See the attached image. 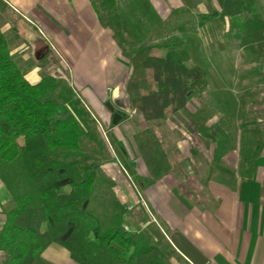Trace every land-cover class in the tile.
<instances>
[{
    "label": "trees",
    "instance_id": "1",
    "mask_svg": "<svg viewBox=\"0 0 264 264\" xmlns=\"http://www.w3.org/2000/svg\"><path fill=\"white\" fill-rule=\"evenodd\" d=\"M217 3L218 10L202 16L201 23L233 19L237 30L231 37L245 51L264 57L263 7L255 0ZM130 63L126 93L146 122L172 117L191 95L208 87L206 72L183 50L149 47ZM92 125L96 120L66 80L45 76L37 85L27 81L0 28V179L15 203L0 232V264H46L42 254L52 244L65 248L78 264L179 262L169 240L175 232L167 227L164 233L154 223L134 234L118 225L103 229L89 211L95 172L87 166L82 175L76 162L51 157L81 151Z\"/></svg>",
    "mask_w": 264,
    "mask_h": 264
},
{
    "label": "crops",
    "instance_id": "2",
    "mask_svg": "<svg viewBox=\"0 0 264 264\" xmlns=\"http://www.w3.org/2000/svg\"><path fill=\"white\" fill-rule=\"evenodd\" d=\"M255 1L264 9V0ZM128 3H133L134 6L140 3L147 12H151L159 24L168 19L190 17L193 25L190 30L175 29L169 32L178 41L177 46L161 44L149 46L169 47L188 52L192 49V41L189 40L190 43H187L189 45L183 43V47L180 48V35L200 34L205 22L201 23V18L208 14L205 8H208L210 2L0 0V28L4 35L13 32V41L9 46L11 55L19 61V65L22 63L25 66L32 59L33 63L29 65L37 67L26 73L28 82L37 85L42 81L39 68L47 64L39 62L52 55L61 67L71 69L74 83H77L79 88L89 91V88H94L88 98L98 106L97 110H101L98 111L101 115V104L106 99L117 100L121 96L119 92L121 94L124 92L127 96L126 81L131 72L130 56L120 45L115 31L104 24L101 8L107 5L112 12L117 13L118 8L123 9L124 4L127 5L125 8L128 11ZM112 4L115 6L113 9ZM134 34L137 35L138 31L136 30ZM195 39H198V45L201 44L205 51L204 41L197 37ZM39 42L42 46H37ZM191 61L200 67L193 59ZM193 96L195 95H191L188 101ZM187 104L180 112L161 122H146L139 116L142 121L141 131H148L150 128L156 130L155 125L162 123L163 130L167 131L169 127L173 131L172 134L174 132L179 134V139L173 141L176 154L165 156L168 168L164 167L163 171H160L157 166L151 173L147 167L143 170L146 175H141L142 179L147 180L143 186L148 190V201L144 200L143 204L148 210L149 219L140 209L137 210L139 201L133 192L125 191L123 194V206L133 204L137 210L130 211L132 212L130 215L125 214L129 217V222H126L128 228L130 232L135 233L150 225L153 219L164 233L167 227L183 235L207 259L208 264H264V156L253 153L255 155L251 159V167L238 170L240 168L238 154L230 160L227 153L215 152L214 144L211 145L206 140V137L211 142L214 139L209 122L203 121L197 129L191 126L192 121L175 125L173 120L179 122L180 116L189 111ZM87 108L93 118L97 119L93 111ZM132 112L136 113L135 110ZM194 114L195 110L192 112V115ZM206 130L208 135H201ZM180 134L183 136L180 137ZM168 143L171 145L169 140ZM260 144L261 140L260 142L258 140V148ZM184 145L189 146L187 154L181 150ZM194 145L196 150L192 149ZM209 150L211 154L206 153ZM229 164L232 166L236 164V168L229 169ZM154 172L159 174L154 176L153 174H156ZM153 186L155 189L151 193L149 190ZM14 206L10 192L0 179V232L6 221L5 213ZM42 259L46 264H78L65 248L57 244L50 245L43 252ZM179 264L190 263L180 255Z\"/></svg>",
    "mask_w": 264,
    "mask_h": 264
},
{
    "label": "rangeland",
    "instance_id": "3",
    "mask_svg": "<svg viewBox=\"0 0 264 264\" xmlns=\"http://www.w3.org/2000/svg\"><path fill=\"white\" fill-rule=\"evenodd\" d=\"M207 1L210 3L208 8H205V12L212 14L217 10V0ZM126 6L123 4V9L118 8L119 12L114 13L106 5L101 8V15L104 24L115 31L116 38L125 53L129 54L130 59L134 53L136 54L150 45L177 46L178 41L169 32L175 29L190 30L193 26L192 20L188 16L181 19H168L159 24L151 12H147L140 3L135 5L136 8L133 3H130L128 11ZM114 7L112 4L111 9ZM244 20L245 17H240V21ZM236 24L231 18L212 19L204 22L200 34L195 36L180 35V48L183 47V43L187 44L190 43L189 40L192 41V49L186 52L190 59L192 58L206 72L208 87L204 93L191 97L187 104L188 113L184 112L180 116L181 121L178 119L179 122L175 120L173 122L175 125H179V123L183 125V123L192 121L191 126L195 129L203 121L209 122L212 126L211 130H213L211 134H215V138L212 139L215 141L211 142L207 137L206 140L211 145L214 144L215 152L227 153L230 160L238 154L240 156L238 170H244L251 167V159L255 154L264 156V57L245 51L241 48L240 42L231 37L232 33L237 30ZM196 26L197 23L195 31ZM136 30L138 31L137 35L134 34ZM140 31H145V33ZM5 36L9 43L13 41V32ZM195 37L204 41L205 51L201 44L198 45L199 41ZM40 43L37 46H42ZM13 59L25 75L28 71L37 68L30 66L33 63L32 59L30 65L27 63L25 66L22 63L19 65L16 58L13 57ZM39 63L47 64L39 68V75L42 79L45 76H53L58 80H66L87 111L91 113L87 108L89 107L97 118L95 119L97 125H92L91 133L84 137L81 151L57 152L51 154V157L64 162H76L81 168L82 175L88 173L87 170H84L87 166L90 169L89 172L94 171L96 182L89 206L90 213L101 221L103 229L118 225L127 234H134L130 232L126 223L129 222L127 215L140 209L142 213L146 214L147 219L150 218L148 210L143 204L144 200L148 201V190L143 186L146 185L147 180L142 179L141 176L142 174L146 175L143 170L148 167L152 173L157 166L160 171H163L164 167L168 168L169 164L165 156L176 154L173 141L179 139V134L177 132L172 134L173 131L169 127H167V131L163 130L164 124L162 123L155 125L156 130L150 128L148 131H141V115L136 110V113L133 114L127 97L129 95L126 96L124 92L123 94L119 92L121 96L117 100L109 98L102 102V114L99 115L98 111L101 110H97L98 106L88 98L90 91L93 92L94 88H89L90 91L79 88L78 84L74 83L71 69L61 67L52 58V55ZM108 103L116 109V113L122 116L118 125H113V114L107 108ZM194 110L195 114L192 115ZM204 118L207 119L204 120ZM83 131L85 134L87 133L84 127ZM201 135H208V131L206 130ZM182 136L180 134V137ZM165 138L170 141L171 145ZM258 140L259 142L261 140L260 148L257 146ZM181 148L184 154L188 153L189 146L184 145ZM192 149L196 150L195 145ZM206 153L211 154V150ZM253 153L255 154L253 155ZM228 168L235 169L236 164L230 165ZM154 173H156L153 174L154 176L159 174ZM154 189L155 186L149 191L153 193ZM125 191L133 192L139 201L137 210L133 204L123 206ZM154 223L156 224V221L152 219L151 224ZM139 231L141 230L139 229L135 233ZM177 263L179 264V262H175V264Z\"/></svg>",
    "mask_w": 264,
    "mask_h": 264
},
{
    "label": "water",
    "instance_id": "4",
    "mask_svg": "<svg viewBox=\"0 0 264 264\" xmlns=\"http://www.w3.org/2000/svg\"><path fill=\"white\" fill-rule=\"evenodd\" d=\"M107 108L113 114V125H118L122 116L116 113V109L110 103L107 104ZM170 242L190 264H208L207 259L180 233H175Z\"/></svg>",
    "mask_w": 264,
    "mask_h": 264
}]
</instances>
